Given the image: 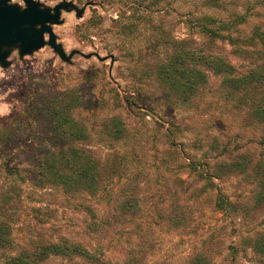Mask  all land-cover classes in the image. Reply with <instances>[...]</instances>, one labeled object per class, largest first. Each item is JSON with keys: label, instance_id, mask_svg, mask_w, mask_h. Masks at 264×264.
<instances>
[{"label": "rangeland", "instance_id": "rangeland-1", "mask_svg": "<svg viewBox=\"0 0 264 264\" xmlns=\"http://www.w3.org/2000/svg\"><path fill=\"white\" fill-rule=\"evenodd\" d=\"M37 1L52 10L63 1L83 9L80 16L62 10L53 25L57 42L68 54L76 49L103 60L76 54L66 62L46 43L25 55L12 46L8 64L0 63V223L13 227L15 239L0 261L26 243L67 237L119 262L134 256V264H184L204 243L219 253L217 264H264L243 238L264 230V122L247 105L261 86L236 90L228 81L264 55L213 40L196 25L206 14L246 15L235 37L256 25L264 30V0ZM10 3L26 7L24 0ZM202 57H220L234 70L217 72ZM189 81L195 85L186 91ZM60 96L74 100L76 123L68 129H82L86 139H66L55 126L52 102ZM64 142L101 159L95 197L36 182L41 149ZM130 202L134 214L122 211ZM87 204L97 210V224ZM45 264L90 262L74 256Z\"/></svg>", "mask_w": 264, "mask_h": 264}, {"label": "trees", "instance_id": "trees-1", "mask_svg": "<svg viewBox=\"0 0 264 264\" xmlns=\"http://www.w3.org/2000/svg\"><path fill=\"white\" fill-rule=\"evenodd\" d=\"M214 1L215 3L219 2L218 0ZM246 18V15H231L230 17L218 18L206 14L198 18L196 25L200 27L204 36L219 41L229 40L233 44L241 42L242 46H250L249 48L244 47L246 52L250 49L254 50L257 57H260L262 54L264 55V30L260 26H254L252 31L246 35L241 34L239 37L233 35L236 31L243 32L242 25L247 22ZM240 50L243 51V49ZM203 61L204 63H211L217 72H225V70L231 72L234 70L233 65H227L220 57H213V60L202 57ZM202 74L203 72L198 69L197 75ZM228 81H230L236 90L253 87L255 85L261 86H255L259 91L258 93H256L257 91H253L254 94L249 95L247 105L249 106L251 117L264 122V61L257 66H253V68L251 67L249 71L241 76L233 75L228 77ZM188 83L189 85L187 84L186 91L195 85V82L189 81ZM73 102V99L68 101L64 96L56 97L52 102L55 109L52 110L53 122H55V126L58 127L60 134L64 138L70 140L75 136L74 138L86 139L82 129H77L73 133L68 129V127L76 123L72 115L73 108L75 107ZM35 119L37 120L36 116ZM118 120L115 119V121ZM91 153L88 147H78L67 142L63 144L55 143L51 146L43 147L35 160L36 168L34 172L36 182L43 188H60L65 193H87L91 197H95L101 188L104 170L101 167V159ZM17 165L22 166L21 163ZM193 165L196 166V164ZM115 167L116 165L113 164L111 168L115 170ZM8 168L12 172L20 174L17 167ZM201 178L204 177L202 176ZM261 183L264 184L263 181ZM263 191L264 188L261 193L259 192L260 200L264 199ZM224 200L225 198H220L218 204L223 206L225 204ZM131 207H133L132 202L125 203L122 205V211L126 214L129 212L134 214L136 210L129 209ZM83 209L91 216L92 225L97 224V210L89 204L84 205ZM12 230L13 227L8 222L0 223V250L13 248L15 239ZM243 238L245 239V248L251 249L255 255L264 257V230L257 231L255 234ZM229 249H232L233 252H238L234 246L229 247ZM212 250L206 248V245L202 243L187 255L184 264H217L215 256L219 253L213 252ZM74 256L83 257L89 260L90 264H134L135 262L133 260L134 256L123 262L113 261L105 255L102 249H89L83 243L73 242L71 239L63 237L58 241H38L37 245L35 243H26L11 254H6L5 252L0 264H45V261L53 257L73 259ZM158 261H155L154 264H163L160 260Z\"/></svg>", "mask_w": 264, "mask_h": 264}, {"label": "water", "instance_id": "water-1", "mask_svg": "<svg viewBox=\"0 0 264 264\" xmlns=\"http://www.w3.org/2000/svg\"><path fill=\"white\" fill-rule=\"evenodd\" d=\"M11 0H0V63L7 65L8 48L19 45L22 55L38 50L49 43L61 58L69 62L76 54L86 58L96 55L103 60L98 53L86 54L80 50H73L68 54L57 42L53 25L61 22V12L64 9H74L78 16L83 9H79L73 1H63L52 9L42 8L37 0H24L26 7L22 9L17 4H11ZM48 35V40L46 36Z\"/></svg>", "mask_w": 264, "mask_h": 264}]
</instances>
